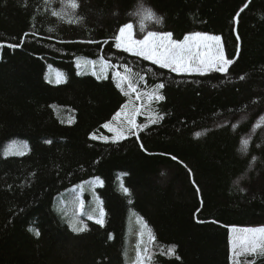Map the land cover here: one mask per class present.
Wrapping results in <instances>:
<instances>
[{
    "label": "trees",
    "instance_id": "1",
    "mask_svg": "<svg viewBox=\"0 0 264 264\" xmlns=\"http://www.w3.org/2000/svg\"><path fill=\"white\" fill-rule=\"evenodd\" d=\"M79 3L68 23L59 0H0V264H135L145 248L152 264H231L228 228L264 226V0H143L163 17L143 30L138 0ZM128 22L137 39L220 36L234 63L161 69L115 47ZM125 67L164 99L146 127L101 141L127 102Z\"/></svg>",
    "mask_w": 264,
    "mask_h": 264
},
{
    "label": "snow or ice",
    "instance_id": "2",
    "mask_svg": "<svg viewBox=\"0 0 264 264\" xmlns=\"http://www.w3.org/2000/svg\"><path fill=\"white\" fill-rule=\"evenodd\" d=\"M55 0H45L46 4L51 6ZM250 2V0H249ZM59 3L62 5L59 11L53 10L52 15L56 16L59 19L67 18L66 22L68 23H80L84 17L78 16L76 10L80 7L79 0H59ZM26 5V0H25ZM247 7V4L244 5L240 11H243ZM130 15L138 19L140 29H146L148 22H153L157 25L163 24V17L158 16L155 11L146 6L143 3V0H138L136 9L130 13ZM238 15L234 18V21L238 23ZM136 24L133 22H128L122 25L119 29V35L115 37V47L122 50L126 53H131L136 57L143 58L146 61H151L152 64L158 65L161 69H169L175 73H198L204 75L210 71H216L220 73L227 74L229 67L234 63L233 59L226 58L223 45L221 43L222 38L220 36H212L206 33L193 32L191 34L185 35L182 39H174L173 33L160 32L155 30H147L146 34L142 38H134L135 36ZM53 29H49L52 31ZM27 36V33L25 34ZM236 39L239 40V35L236 36ZM93 42V41H89ZM19 45L12 44L8 47H18ZM4 47L3 44H0V49ZM236 55H239L237 50ZM118 67V66H114ZM116 75L120 78L121 82H127L128 90L125 91V95L129 94V91H137V82L134 77H137L138 74L133 73L131 68L125 67L123 74L117 72ZM139 79H143L142 76ZM240 79H244L243 76ZM165 85L159 83L155 85L151 93H138L137 99L141 98V95L148 96L149 98H155L157 100H163L164 96L160 94V90L163 89ZM127 107V105H125ZM120 115L119 113L117 114ZM155 122V121H153ZM127 127L118 134L123 136L125 133H133V128L139 130L146 125L136 124L134 119L129 117L127 121ZM105 128H108L109 125L105 124ZM199 135V134H197ZM95 138V137H93ZM51 143V141H49ZM251 141L250 138H243L241 141L242 144V154L246 155L248 147ZM143 147V145H141ZM176 159V157H172ZM255 163V158L249 162V168L252 164ZM99 181V177L96 178ZM102 184L103 182L100 181ZM193 183H195L193 181ZM125 194H129L127 188L123 189ZM197 193L200 192L199 187L196 188ZM203 200L201 199V204ZM104 213L101 209L100 218L96 219V223L103 225ZM89 219H92L90 216ZM73 231L84 232L87 230V225L77 227L76 224H73ZM231 264H256V260L259 258H264V227H250V228H235L231 229ZM39 235L38 232L35 233ZM150 239L154 240L155 237ZM168 254L175 255V246H170L168 248ZM152 253L149 249H144V254L141 255L140 252L137 253L135 264H152ZM241 257L244 258L241 262ZM248 257H252L251 260ZM179 259V257H176Z\"/></svg>",
    "mask_w": 264,
    "mask_h": 264
},
{
    "label": "rangeland",
    "instance_id": "3",
    "mask_svg": "<svg viewBox=\"0 0 264 264\" xmlns=\"http://www.w3.org/2000/svg\"><path fill=\"white\" fill-rule=\"evenodd\" d=\"M119 35V33H118ZM214 36V35H212ZM134 38H136L134 36ZM222 43V41H221ZM1 52V49H0ZM131 54V53H130ZM213 72V71H210ZM117 73V72H116ZM115 73V82L116 84L119 85V87L128 90V84L127 82H121L120 78L116 75ZM120 73V72H119ZM122 74V73H121ZM190 74H198V73H190ZM134 79H136L134 77ZM137 82V91H129V94L126 95L127 97V107L125 105L123 106L122 111L119 113L120 115L116 116V118L109 124V127L106 128V131L108 133V136L106 137H99V140L101 141H118L127 138L128 136L131 135V133H125L123 136L119 135L118 133L123 131L125 127H127V121L128 118L131 117L134 119L136 124H139L140 119H149V120H154L155 116L154 113L156 114V109L155 105L160 102L161 100H157L155 98H149L148 96H143L141 95L140 99H137L138 93H151L152 90L148 91L143 89L144 84L143 81L140 79H136ZM125 94V91H123ZM264 121V120H263ZM262 127L260 128V130ZM139 130H136L133 128V132H138ZM264 132L263 130H261ZM14 145V144H13ZM264 227V226H261ZM232 232L230 230V237H232ZM133 239V238H131ZM230 250H231V243H230ZM241 262H243L244 258L241 257ZM249 260L252 259V257H248ZM258 260V259H257Z\"/></svg>",
    "mask_w": 264,
    "mask_h": 264
},
{
    "label": "bare ground",
    "instance_id": "4",
    "mask_svg": "<svg viewBox=\"0 0 264 264\" xmlns=\"http://www.w3.org/2000/svg\"><path fill=\"white\" fill-rule=\"evenodd\" d=\"M177 74H188V73H177Z\"/></svg>",
    "mask_w": 264,
    "mask_h": 264
}]
</instances>
